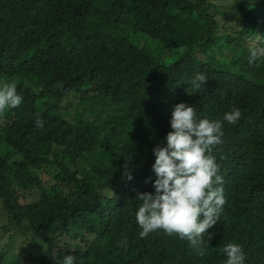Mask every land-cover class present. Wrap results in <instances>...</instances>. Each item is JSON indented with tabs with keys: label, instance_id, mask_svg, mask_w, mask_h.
<instances>
[{
	"label": "trees",
	"instance_id": "obj_1",
	"mask_svg": "<svg viewBox=\"0 0 264 264\" xmlns=\"http://www.w3.org/2000/svg\"><path fill=\"white\" fill-rule=\"evenodd\" d=\"M257 44L264 0H0V88L23 97L0 112V264H226L228 243L264 264ZM196 74L208 81L194 92ZM181 102L224 132L211 155L226 203L204 256L163 230L141 238L136 222ZM233 107L235 125L223 121Z\"/></svg>",
	"mask_w": 264,
	"mask_h": 264
},
{
	"label": "clouds",
	"instance_id": "obj_2",
	"mask_svg": "<svg viewBox=\"0 0 264 264\" xmlns=\"http://www.w3.org/2000/svg\"><path fill=\"white\" fill-rule=\"evenodd\" d=\"M249 53V63H253L264 57V46H250ZM207 81L204 74H196L190 84L194 92L202 91ZM22 101L14 83H5L0 88V112L16 108ZM196 112L193 106L183 102L172 107L169 121L172 131L165 137L166 144L152 149L154 192H137L135 197L140 202L136 222L141 228V238L163 230L169 236L175 234L186 239L198 255L204 256V237L211 238L208 230L217 224L226 203L223 177L218 174L219 166L211 155L217 145L224 143V132L221 120L197 119ZM241 116V110L233 107L223 114V121L235 125ZM35 126L42 129L43 120L38 119ZM124 175L128 180L133 179L130 170ZM124 243L122 240L120 246ZM220 251L227 257L226 264H244L241 245L228 243ZM63 264H75V257L65 255Z\"/></svg>",
	"mask_w": 264,
	"mask_h": 264
},
{
	"label": "rangeland",
	"instance_id": "obj_3",
	"mask_svg": "<svg viewBox=\"0 0 264 264\" xmlns=\"http://www.w3.org/2000/svg\"><path fill=\"white\" fill-rule=\"evenodd\" d=\"M214 1L217 2V3H228V0H214ZM26 200H27V196L25 194H22L21 193V199H20V201L22 202V201H26ZM3 242H4L3 237L0 234V247H1V245H2ZM26 264H27V262H26Z\"/></svg>",
	"mask_w": 264,
	"mask_h": 264
}]
</instances>
